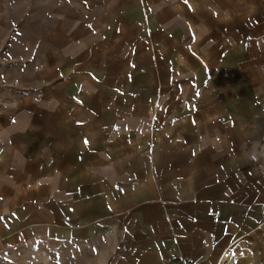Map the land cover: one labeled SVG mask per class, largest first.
I'll return each mask as SVG.
<instances>
[{
	"label": "crops",
	"instance_id": "obj_1",
	"mask_svg": "<svg viewBox=\"0 0 264 264\" xmlns=\"http://www.w3.org/2000/svg\"><path fill=\"white\" fill-rule=\"evenodd\" d=\"M142 1L155 26L157 0ZM164 1L198 4L225 29L236 27L232 45L212 50L211 36L206 43L204 69L222 74L210 79L204 104L163 115L170 123L152 120L138 91L156 81L157 60L175 70L189 62L176 53L179 42L165 49L153 31L152 39L141 33L131 14L139 8L113 7L111 28L79 44L92 45L81 66L94 77L62 72L73 85L64 94L97 88L98 115L74 111V121L50 126L43 114L27 118L30 96L0 98V264L22 253L45 264H264V0ZM159 23L165 41L178 38Z\"/></svg>",
	"mask_w": 264,
	"mask_h": 264
},
{
	"label": "rangeland",
	"instance_id": "obj_2",
	"mask_svg": "<svg viewBox=\"0 0 264 264\" xmlns=\"http://www.w3.org/2000/svg\"><path fill=\"white\" fill-rule=\"evenodd\" d=\"M141 3L142 0H119L116 4L107 0H0V98L30 96L34 109L32 113L30 112L32 117L29 118L27 115V118L35 119L33 113L36 112L37 116L43 114L50 126H55L57 118L64 117L66 121H74V111L84 112L86 118L87 115L90 117L98 115L100 94L97 88L92 87L88 91L85 88H77L74 83L77 92L74 95L64 94L65 90L72 91L73 85L72 81L63 77V67H66L65 71L78 73L85 70L88 71L87 75L94 77L92 70L81 66L85 64L83 61L90 54L87 49L92 45L87 43L79 45L82 43L81 40L84 41L88 32L95 33L111 28L113 23L109 21L112 18L109 13H113V7L118 11L121 9V12H129L128 14L132 8L137 7L138 15L131 14L139 18L141 33L147 34L145 36L152 39L151 31H153L154 42H159L165 49L167 44L174 46L179 42L182 46L177 47L175 51L189 62L185 66L179 64V68L175 70L174 66H170L166 61L157 60V55L151 53L153 59L159 62V68L162 64L166 65V71L163 72L154 67L156 81L152 77L154 83H151L149 91L146 87L140 88L141 94L138 91V94L144 98V104L151 107L154 113L152 120L156 122L158 118L163 123L173 122V118H162V116L176 114L178 118V111L180 112L185 105L192 111H197L200 104H204L210 79L218 78L222 74V69L214 71L204 69V66L209 65L211 61L209 57L211 50L206 43L211 36L214 37L210 40L212 50L217 49L216 42L221 44L224 41L223 46L232 45L231 38L235 35L236 27L232 30V25L226 23L230 30L225 29L221 23L207 17H213L212 13L198 4L186 8L173 6L172 9L165 6L167 2L164 0L154 1L153 9L157 11L155 27L149 21ZM146 8L151 15L152 6L147 4ZM118 11L114 23L120 19L121 15ZM158 13L159 21L164 27L168 26L169 31H173L172 33L178 38L170 36L169 41H165L163 27L157 21ZM134 23L129 25L133 29H135ZM239 26L242 32H248L249 28L244 23ZM216 31L217 34L220 33L218 38ZM166 35L168 36L167 33ZM145 36L141 34L137 37H143L150 44L151 41L145 39ZM164 55L168 59V56ZM124 56L128 57V61H130L129 57L133 58L131 54ZM108 57L121 58L120 55ZM78 58H81L82 62ZM129 66L131 70L128 69L125 77L131 79L134 67L132 64ZM117 72L112 65V77ZM51 74L53 77L47 80V76ZM189 80L192 81L189 83ZM96 97L98 99H95ZM40 101L43 102L41 108ZM119 104L121 103L117 102V108H120ZM107 108L111 109L108 105ZM123 109L128 110L124 106L121 110ZM31 129L34 133V128ZM144 129L150 131L152 127L147 124ZM45 263L39 256H24L23 253L17 256L15 261V264ZM49 264H54V261Z\"/></svg>",
	"mask_w": 264,
	"mask_h": 264
},
{
	"label": "snow or ice",
	"instance_id": "obj_3",
	"mask_svg": "<svg viewBox=\"0 0 264 264\" xmlns=\"http://www.w3.org/2000/svg\"><path fill=\"white\" fill-rule=\"evenodd\" d=\"M87 143V141H85Z\"/></svg>",
	"mask_w": 264,
	"mask_h": 264
}]
</instances>
